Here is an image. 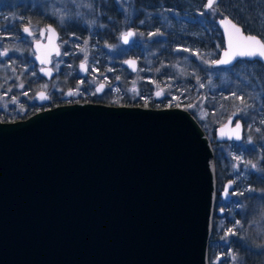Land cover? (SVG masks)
Returning a JSON list of instances; mask_svg holds the SVG:
<instances>
[{
  "label": "water",
  "instance_id": "obj_1",
  "mask_svg": "<svg viewBox=\"0 0 264 264\" xmlns=\"http://www.w3.org/2000/svg\"><path fill=\"white\" fill-rule=\"evenodd\" d=\"M224 19L231 20H214L224 46L211 66L257 60L264 68L260 57L216 63L234 50V30H226ZM231 22L238 35L264 43ZM44 31V41L32 44V59L38 74L50 80L60 47L55 27L46 25L41 36ZM124 33L120 43L131 44L134 35L125 44ZM81 64H87L78 63L83 76ZM123 65L132 73L138 68L134 57ZM101 84L105 88L103 82L94 87L97 95ZM41 91L34 94L38 105L49 100L47 94L39 99ZM235 117L234 112L216 126V142L242 139V122ZM213 158L211 140L180 106L77 101L0 121V264H209L211 220L225 213L215 210ZM232 188L231 179L223 184L224 200Z\"/></svg>",
  "mask_w": 264,
  "mask_h": 264
},
{
  "label": "trees",
  "instance_id": "obj_2",
  "mask_svg": "<svg viewBox=\"0 0 264 264\" xmlns=\"http://www.w3.org/2000/svg\"><path fill=\"white\" fill-rule=\"evenodd\" d=\"M204 3L206 0H131V7L140 12V15L144 14L143 17H147L146 12L154 13L143 24L146 25L147 29H141L147 35H152L148 48L150 60L148 71L142 69L146 65L143 51L136 48L133 43L132 46L126 48L127 52L117 53L111 56L109 60L99 59L100 63L96 65L103 74L104 81L110 87H114L113 90L108 88L104 93L105 95L80 96L78 99L72 100H64L51 95L50 100L45 105H37L35 102L24 104V112L21 117L28 116L49 105L54 106L76 100L115 105H146L149 107L181 106L194 115L193 108L188 107V105H192L193 101L200 95L195 86L197 82L206 80L208 70L206 64L212 61L223 48V39L219 29L214 24V19L220 16H228L239 24L245 33L254 34L264 42V0H217L213 9H206ZM104 11L101 19L102 22L106 23V26L102 29L100 34L102 37L99 36L98 41L101 45H111L118 42V34L121 30V13L115 0H106ZM58 30L60 38L64 39L66 37L65 32L60 28ZM90 40L94 41L93 38ZM200 54L206 57L202 60L201 58L198 59L196 55ZM127 56H134L138 60L139 69L137 73L129 72L122 65V59ZM74 61L76 58L71 62ZM240 66L242 67L240 73L245 75L246 80L243 81L236 76L228 84L204 93V109L210 115L212 124L208 127L202 120H197L209 136L208 138L212 139L217 190L221 188L228 164L218 155L217 144L213 141L215 127L231 111H236L234 107L236 99L240 98L239 100L252 111L264 109V93L259 86L254 87L256 83H259V80L264 82L263 66L258 61L240 60L232 68ZM255 75L261 78H256ZM135 76L140 78L137 89L140 93L132 96L128 89L131 79ZM23 77L25 76L23 75ZM71 81L72 77L63 82L62 88L68 85L72 86ZM155 87L163 91V96L159 99H153L150 96V92ZM35 88V85L26 88L29 96H32ZM8 115L16 116L15 113ZM243 123L248 124V120L244 118ZM254 138L257 139L258 136ZM249 153L251 158H256L255 150H250ZM247 185L251 191L244 198L246 205L242 208L244 213L242 219L262 217L264 215V177L252 175L247 179ZM216 220L217 218L212 220V236L208 241L210 264L214 258L213 251L215 250L212 244L215 243L213 236L220 234ZM249 233L253 235L255 232L252 229ZM257 234L264 235V231L257 232Z\"/></svg>",
  "mask_w": 264,
  "mask_h": 264
},
{
  "label": "rangeland",
  "instance_id": "obj_3",
  "mask_svg": "<svg viewBox=\"0 0 264 264\" xmlns=\"http://www.w3.org/2000/svg\"><path fill=\"white\" fill-rule=\"evenodd\" d=\"M105 3L106 0H0V8L4 6L9 10L8 16L11 20L19 19V11L33 10L42 15L44 14L47 18L53 19L60 26H65L67 23L75 25L73 23L77 22V24L84 28V30L82 28L78 29L77 34H69L66 32V38L62 40L59 39L58 42L61 47V54L59 57L53 58V62H51L53 69L56 71V76L51 80H40L41 77L37 72L38 66L34 64L32 60L33 52L30 48L22 47V45L20 46L18 42L11 46L5 44V41H1L0 53L6 52L7 55H0V108L7 111L9 107H14L18 113L22 112L24 106H20V103L27 104L35 102L36 98L33 94H35L37 90H43L49 97L55 95L57 98L64 100L78 99L80 96L86 97L87 95H96L95 92H93L94 86L99 82L105 83L106 86L102 94H104L108 88L113 90L114 87H110V85L104 81L103 74L97 69L96 65L100 63L99 59L109 60L111 56L117 53L127 52V47L121 45L119 42L111 45H101L99 43V36L102 37L100 34L103 27L106 26L104 23H101V18L105 13ZM115 3L117 8L123 13V28L120 31L121 33L128 25L134 22L133 17L135 11L133 7H131V0H115ZM139 23L142 24V20L139 19L138 24ZM151 36L152 35H147L142 30H135L134 44L136 48L143 51L145 55L146 65L142 69L146 71H148L147 68H149L150 65L148 48L152 40ZM7 38H9L8 35L6 36V39ZM92 38L94 41L90 40ZM65 45L69 49L74 48V51L71 53L68 52L69 50H64L63 47ZM69 54L71 55L68 57ZM196 56L198 59L201 58V60L206 57L203 54ZM73 57L76 58L74 64L71 62L72 59H74ZM78 61L87 63V73L83 76L78 75ZM206 66L208 68L207 78L202 82H197L195 87H197L200 95L193 101L192 105H194V107L191 108H193L195 118L197 120H202L205 126L209 127L212 123L210 115L204 109V93L208 90H213L219 86L222 87L228 84V82L232 81L236 76L240 77L243 81L246 80V77L240 73L242 70L241 66L231 69L211 68L209 63L206 64ZM176 70L179 69L176 68ZM23 75L25 77H23ZM252 76L254 77V74ZM71 77L72 81L70 83H72V86L68 85L62 88L63 82ZM139 81L140 78L138 76L131 79L128 90L132 96H136L140 93L139 90H137ZM261 83V80H259V83H256L254 87L259 85L261 88L263 85ZM21 85L23 87H21ZM30 85H35L36 87L34 93L31 94L32 96H29L26 90ZM155 88L150 92V96L152 97ZM133 89H135L136 92H133ZM68 90L74 94L67 96L66 92ZM77 92L79 94H76ZM25 93H27V95H25ZM239 99H236L234 105L237 116L248 120L244 138L242 141L238 142V144L223 143L217 145L216 148L218 153L227 158V174L232 175L240 186L239 189L232 193V202L226 208L227 214L226 217L222 219L223 223L229 222L235 216V211L241 209L242 205L240 202L245 189L243 185L246 177L250 175L251 172L261 171L260 161L262 156L260 152H258V144L256 145L253 139L255 136H259L260 131H262V133L264 132V120H262L264 109L252 111ZM254 146H257L256 149L258 150H255L257 155L256 158H251L250 155H248L250 151L249 147L254 148ZM246 190L247 194L251 191L249 188ZM219 224H221V222ZM237 224L238 226H236V228L242 230V224ZM261 246L264 248V244H261L260 247ZM254 247L257 246L254 245ZM223 257V253L217 254L213 261L214 264H218L217 261H220Z\"/></svg>",
  "mask_w": 264,
  "mask_h": 264
},
{
  "label": "flooded vegetation",
  "instance_id": "obj_4",
  "mask_svg": "<svg viewBox=\"0 0 264 264\" xmlns=\"http://www.w3.org/2000/svg\"><path fill=\"white\" fill-rule=\"evenodd\" d=\"M8 13H9V10L6 9V7L2 6L0 8V42L5 41V44L11 45V46H12V44H15L18 42V44L20 46L22 45V47L30 48L32 52H33L32 44L34 41H36V40L44 41V37L46 35V32L44 31L43 36H41V29L45 28V26L48 24H51L53 27H55L56 32H58V41H59V39L62 40L59 36L58 28L62 29L65 33L68 32L69 34H72V33L76 34L77 33L76 31L78 29L82 28L81 25L77 24V22L73 23L75 25H72L71 23H67V25H65V26H60L53 19H50L49 17L47 18V16H45L44 14L42 15L41 13H39L37 11H33V10H31V11H28V10L19 11L18 12L19 13L18 14V16H19L18 20L17 19L11 20L10 17L8 16ZM120 13H121L120 23H121V30H122V28H123V18H122L123 13L121 11H120ZM146 14H147V17H143L144 14L140 15V12L135 11V14L133 17L134 22H132L130 25H128L123 32L120 33L121 30L119 31L118 41H119L120 35L122 33H124L129 28L134 30V35H135V30H141L142 28H146V25H143V24L145 22H147V19L151 18L150 16H153L154 13L146 12ZM44 19H45V21H44ZM139 19L142 20V24H140V23L138 24ZM101 23H104V22H101ZM104 24L106 25V23H104ZM25 27H29V32H28L29 34L23 33V29ZM75 29H76V31H74ZM82 29L84 30V28H82ZM7 35L9 36V38L6 39ZM15 39L16 40L18 39V40L16 41ZM58 44H59V42H58ZM59 47H60V45H59ZM63 48H64V50H69L68 52H71V53H72V51H74V48L69 49L68 47H66V45ZM60 51H61V47H60ZM60 54H61V52L59 53L58 56H52V62H53V58L59 57ZM70 55L71 54H69L68 57ZM128 57H134V56H127L126 58H128ZM73 58L75 59V57H73ZM74 59H72V61ZM124 59H122V61ZM134 59H136V57H134ZM97 60H98V58H97ZM69 61H71V60H69ZM212 61L209 62L210 67L211 68H219V67H212L211 66ZM79 62H82V61L77 62V68H78ZM74 63H75V61L72 62V64H74ZM137 63H138V60H137ZM51 66H52V63H51ZM138 67H139V64H138ZM37 72H38V68H37ZM135 73H137V72H135ZM135 73H133V74H135ZM55 76H56V73H55ZM255 77L257 78L260 76L256 75ZM41 78L44 79L43 77H41ZM261 84H263L261 89H262V92L264 93V82H262ZM157 89H160V88L156 87L155 91ZM104 90H105V88H104ZM160 90L163 93L162 89H160ZM152 91H153V89H152ZM102 93L99 95H102ZM66 94H67V92H66ZM162 96H163V94L159 98H161ZM159 98H157V99H159ZM77 101H83V100H76V101H72V102H77ZM72 102L67 101L64 103H72ZM60 104H63V103H60ZM23 105L24 104L21 102L20 106H23ZM47 107H49V106H47ZM44 108H46V107H44ZM41 109H43V108H41ZM41 109H39V110H41ZM23 112H24V110L22 112L18 113L14 107H9V109L7 111L4 110L3 108H0V121H13V120H18V119H23L26 117V116L21 117ZM234 112L236 113V111H231L228 115H226L225 119ZM10 113H15L16 116L11 117L8 115ZM236 118L241 120V122H242L241 126L243 127V137L240 140V141H242L244 138V135L246 132V127L248 124L245 125L243 123V118H241L240 116H237V113H236L235 119ZM225 119L220 124H222L225 121ZM262 120H264V112L262 114ZM220 124H218V125H220ZM214 131H215V129H214ZM213 137H214V133H213ZM211 141H212V139H211ZM213 141L217 145L223 144V143L224 144L225 143H232V144L237 143L238 144V142H240V141L216 142L214 140V138H213ZM253 141L256 145L258 144V146H259L258 152H260V154L262 156L261 161H260L261 171L260 172H251L250 175H248L246 177V179L244 180V185H243L244 187L243 188H245V189H244V193H243L242 198H241L242 200L240 202L242 207L240 210L235 211V213H234L235 216L229 222L223 223L222 219L224 217H226V214H227L226 208L232 202V199H231L232 193L235 192L237 189H239L240 186H239V183H237V181L233 178L232 175L227 174L226 171H228V166L225 170L224 180L222 182L221 188L227 180H229V179L233 180L234 188H232L233 190L230 192V195H231L230 200L226 201L222 198V196H221V190L222 189L221 188H219V190H217L216 199H215L216 200L215 210H216V208H223V210H225V213L221 217L216 215V214L214 215V219L217 218V220H216L217 224H218L217 228H219L220 234H216V236L215 235L213 236V238H214L213 242H215V243H212V244L215 247V250L213 251L214 252V258L211 261V264H214L213 261L216 258V255L220 254V253H223L225 258L223 257L222 258L223 260L221 259L220 261H217L218 264H264V248H263V246L260 247L261 244L262 245L264 244V235L263 234L262 235L257 234V232L264 231V227H263L264 215L262 217H256V218H252V219H250V218L242 219V215L244 214L242 208H244L246 205V201H244V198L247 197L246 196V194H247L246 189L247 188L251 189L247 185V179H249L250 176H252V175H260V176L264 177V132L262 133V131H260L258 138L257 139L254 138ZM249 148H250V150H258V149H256L257 146H254V148H252V147H249ZM218 155H220L221 156L220 158H222L224 161L227 160V158L224 155H222L220 153H218ZM248 155H250V153ZM227 164H228V162H227ZM216 184H217V181H216ZM220 222H221V224H219ZM237 223L242 224V230L236 228V226H238ZM250 226H253V227H250ZM252 229L255 232V233H253V235L249 233ZM254 245H256L258 248L254 247Z\"/></svg>",
  "mask_w": 264,
  "mask_h": 264
},
{
  "label": "snow or ice",
  "instance_id": "obj_5",
  "mask_svg": "<svg viewBox=\"0 0 264 264\" xmlns=\"http://www.w3.org/2000/svg\"><path fill=\"white\" fill-rule=\"evenodd\" d=\"M217 3V0H207V4L205 5L206 8L208 9H213V5ZM221 24L225 26L226 30L228 29V27L230 26L231 29L234 30V32H230V41H229V46L230 48H234L233 51L231 52H225L224 59H221L219 61H217L216 63L220 64V65H229L230 63H232L233 59L235 57H249V58H254V57H260V58H264V43H262L259 40H256L254 37L252 36H241L238 35L240 33V28H237L236 25L232 24L231 20L228 19H224L221 21ZM51 31V29H49ZM25 32H28L29 29L25 28L24 29ZM233 34H237L236 35V39H235V44L233 45V39L232 36ZM134 35L133 32H127L124 33L122 38L125 44H127L129 42V37H132ZM0 55H7V53H0ZM43 63V61H42ZM127 63H129L131 66L135 65L134 61H127ZM80 68L82 71H87V67L85 64H81ZM41 71H44L43 69ZM46 75H48V72H45ZM21 87H23L21 85ZM104 89V85L101 84L99 85V87L96 88V92H101ZM133 92H136L135 89H133ZM73 92H68V95H73ZM76 94H79L78 92ZM163 93L162 92H157L156 96L160 97ZM25 95H27V93H25ZM39 99L40 100H46L48 99V96L46 95L45 92L41 91L39 93ZM173 99H176L175 97H173ZM15 102V101H13ZM171 106V105H169ZM188 107H194V105H188ZM240 125L237 124V128H239ZM237 139H239L240 137L237 136Z\"/></svg>",
  "mask_w": 264,
  "mask_h": 264
}]
</instances>
